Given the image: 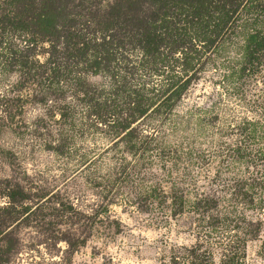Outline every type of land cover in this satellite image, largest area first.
<instances>
[{
  "label": "rangeland",
  "instance_id": "374dc122",
  "mask_svg": "<svg viewBox=\"0 0 264 264\" xmlns=\"http://www.w3.org/2000/svg\"><path fill=\"white\" fill-rule=\"evenodd\" d=\"M67 1L71 31L116 39L98 70L0 25V264H264V51L244 58L264 0H238L212 42L171 14L185 52L156 64L102 25L121 0ZM136 94L148 113L125 131Z\"/></svg>",
  "mask_w": 264,
  "mask_h": 264
},
{
  "label": "trees",
  "instance_id": "16d2710c",
  "mask_svg": "<svg viewBox=\"0 0 264 264\" xmlns=\"http://www.w3.org/2000/svg\"><path fill=\"white\" fill-rule=\"evenodd\" d=\"M112 10L109 22L102 23L106 30L113 29L122 32L129 29L128 37L131 42L142 50L144 55L152 59L154 64L158 63L163 46H168L174 54L185 52L186 36L183 32L188 30L198 34V39L210 41L218 37L225 26L229 23L231 10L238 4V0H225L219 8L218 15L213 14L210 7L212 0H121ZM144 3H151L155 9L151 15L142 14L141 8ZM13 9L10 13L0 15V25L3 28L10 27L15 32H28L45 41L52 42L53 50L57 53V43L65 39L72 50L68 54L87 60L89 52H94L92 59L86 64L91 69H99L102 65L99 56L106 54L108 47L116 41H103L100 44L84 41L81 33L71 31L74 18L67 0H9ZM127 10H124V7ZM231 8V9H228ZM172 9L174 12H172ZM238 9V8H237ZM183 16L188 21L183 31L174 23L176 18L170 15ZM217 15V16H216ZM218 19H217V18ZM162 30H166L164 33ZM78 40L75 44L70 42ZM56 42V43H54ZM264 51V33L255 32L248 35L245 46L244 58L250 64L257 58L256 55ZM54 56V55H53ZM187 56V53H185ZM39 65V64H38ZM38 68L47 71L46 65H39ZM61 71L55 69L53 73L59 75ZM173 91L169 97L176 102L180 101L188 83L178 85L173 83ZM172 90V89H171ZM170 90V91H171ZM134 104L130 107V119L124 125L125 131L131 128L136 118H141L148 113V108L142 103L143 97L136 94ZM175 102V103H176ZM131 136V132L128 133ZM12 202L17 203L24 197V191L20 188L13 189ZM12 203V205H13ZM15 205V204H14ZM73 208V207H71ZM12 206L1 208L4 213H11ZM28 210V209H26ZM6 237L3 229H0V238Z\"/></svg>",
  "mask_w": 264,
  "mask_h": 264
}]
</instances>
